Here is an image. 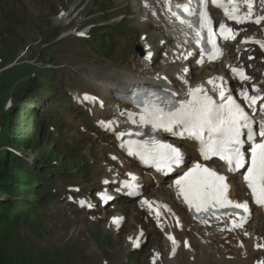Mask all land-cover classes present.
Instances as JSON below:
<instances>
[{"label":"snow or ice","instance_id":"obj_1","mask_svg":"<svg viewBox=\"0 0 264 264\" xmlns=\"http://www.w3.org/2000/svg\"><path fill=\"white\" fill-rule=\"evenodd\" d=\"M211 2L222 8L228 20L236 23L252 20V0H242L248 7V12L245 14L239 13L237 0H211ZM207 3L208 0H187L186 4L175 5L174 10L172 0H165L167 11L171 16L181 25L194 31L198 45L202 42L210 45L211 50L207 51L208 57L216 59L223 52L217 44V31L214 30L213 22L207 12ZM145 6L149 5L146 3ZM262 20L264 17L256 18L253 22L259 24ZM218 31L219 36L224 40L235 39L236 33L224 23L219 25ZM243 42L260 43L248 40ZM260 46L264 48V43H260ZM205 51L201 49L202 54ZM184 58L187 59V56ZM197 63H203V59ZM183 71L187 73L188 69L185 68ZM231 71L241 81L250 79L242 68H232ZM207 83L212 85L210 90L203 85L190 86L186 97L181 99L176 98V93L161 95L160 92L150 89H133L129 95L140 111L127 112V118L133 124L151 126L153 130H163L196 141L200 156L204 160L219 158L226 164L229 173L243 169V180L251 192L253 202L258 206H264V119L255 121L234 98L231 90L224 86L222 77L218 78V81L210 78ZM253 92L256 94L249 95L247 88L240 91V96L249 108H254L258 101L264 100V95L255 85ZM83 100L96 103L98 97L85 93ZM260 111L264 112V104L260 105ZM121 114L125 115V113ZM113 123L100 121L101 126L108 129L112 128ZM124 135L126 134L120 133L119 137L123 138ZM127 135L132 134L127 133ZM121 147L129 156L136 157L142 164L164 174L174 171L184 163V153L179 147L155 138L129 139L123 141ZM128 175L131 179L124 181L123 187L130 190L129 195H138L136 191L138 186L135 184L137 178L131 173ZM227 181L226 175L197 162L175 181V186L178 189V196L183 199L188 209L197 214V218L204 223H207L206 218L209 215L217 219L221 216L238 217V220H232L231 228H228L231 231L243 227L250 214V208L248 201L238 202L230 198ZM104 183L107 184L108 181L105 180ZM108 198L106 194H101L102 200L106 201ZM80 203L83 205L85 201ZM142 204L147 205L150 211H155L158 224L160 210L170 211L166 205L148 200L142 201ZM119 220L120 218L114 217L113 223H119ZM167 238L171 241L172 253L175 254L178 241L171 234ZM133 246H140L139 238L133 241ZM184 246H189L186 241ZM257 247L262 246L257 245Z\"/></svg>","mask_w":264,"mask_h":264},{"label":"rangeland","instance_id":"obj_2","mask_svg":"<svg viewBox=\"0 0 264 264\" xmlns=\"http://www.w3.org/2000/svg\"><path fill=\"white\" fill-rule=\"evenodd\" d=\"M104 1L107 3L105 6L99 5V0H0V184L4 185L8 182L5 188L15 187L16 195L24 192L19 190L15 182L20 181V176L31 178L32 169L36 166V168L41 164H52L56 168L78 166L76 160L68 158L71 153L67 147L63 146L65 151H62L63 147H56L44 140L38 119L32 121L27 116V112L37 106L36 101L29 99L30 95L35 93V83L42 74L41 66L45 67L43 63L58 65L60 68L67 67L61 68L60 72L73 73V68L80 67L85 72L86 64L83 61L86 59L82 53L86 49L80 45V42L70 40L67 45L63 43L62 50H59V44L52 48H47V45L62 37V32L67 31L65 28L68 22H71L70 28L73 30H87L90 25L100 23L107 17L114 21L123 18L122 24L126 31L133 30V36H137L136 43L139 33L145 32L136 24L133 28L132 23L124 18V14H129L126 0ZM106 6H111L114 12L103 16L101 11ZM61 10L69 13L74 19L73 22L62 17ZM124 38H127V34L118 35L111 40L116 42ZM121 47L117 46L114 51H118ZM111 65L112 63L109 62L107 70H110ZM54 71L56 74L59 73L57 68ZM69 78L68 75L64 76L65 80ZM62 79L60 81H63ZM29 139L33 140L34 150L29 149L27 147L29 145H25ZM14 158L21 163L17 168L20 170V176L16 175L14 168L9 167V160ZM35 193L36 198H42L38 190ZM24 196H27L23 197L25 199L34 198L29 195ZM10 200H12L10 197L0 193V202L2 201L0 208L6 209V206L12 202ZM56 220L51 218L42 222L41 228L20 221L5 245L8 262L10 264H138L123 250L124 238L110 239L96 228L85 227L89 233L81 231V239L78 242L60 251L52 249L46 243L47 230L65 227V232L69 234L74 232L72 227H79L58 218ZM57 238L58 236L51 240L55 242ZM230 264L235 263L230 262Z\"/></svg>","mask_w":264,"mask_h":264},{"label":"bare ground","instance_id":"obj_3","mask_svg":"<svg viewBox=\"0 0 264 264\" xmlns=\"http://www.w3.org/2000/svg\"><path fill=\"white\" fill-rule=\"evenodd\" d=\"M137 82H139V80H136L135 78L133 80L129 81L128 84L129 83L130 84H129L128 89L130 88L129 90H131L133 87H130V86H132L133 84H135ZM128 84H127V82L123 81L121 78H118V80L116 81L115 85L114 84L111 85V88H114V89L117 88L118 90H122ZM112 102L113 101H111V103ZM17 175H19V174H17ZM3 177L5 178V175L4 174H3ZM20 177H21V179L24 178L23 176H20ZM7 185H8V182L5 183L4 185L0 184V187H1L0 188V193L2 195L4 194V193H2V192H4L3 190L7 189V188H5ZM159 194L162 195L161 192H159ZM11 204H9V205H11ZM7 209H8V212L7 213H9V216H11V214H12V220L13 221H18V219L16 217L19 216V213H15V211L18 208L17 207H13V208L8 207ZM53 220L54 221H57L56 219H53ZM72 229H74V232L69 233V234H67L65 232V227L64 228H61V229L51 228L50 230H47V232H46L45 235L48 236V240L46 241V243H48V245L52 249L57 250V251H60L62 248L68 247V246H70V245L78 242L81 239V235H80V232L81 231H86V232L89 233V231L86 230L83 226H81V227H75V228L72 227ZM187 229H189L190 232H198V233H201V231L198 228V226H196L194 224H189L185 228V230L181 231L178 234V238L180 240L192 239L193 238L192 233L190 235L188 233H186V230ZM76 232H78V233H76ZM138 232H139V230L137 229L136 232H134V233H132V234L129 235L128 239L130 237H133V236H135L133 238V240H136L137 238L143 239L142 237H139ZM57 236H58L59 239L57 238V240L55 242L51 240V239H53V237H57ZM11 237H12V234H9L8 238H11ZM219 237H220L219 235H215L214 234L213 236L209 237L208 240H212L213 242H215V245H217L218 243H220ZM38 240L40 242V239H38ZM196 244H197L198 248L203 251V254H207L206 253V250L204 249V247L200 243H196ZM245 244H246V249L248 251V255L249 256H248V258L246 260L237 259L236 264H250V262L252 260V257L255 254L253 252L252 242L249 241V242H246ZM257 244H259V243H257ZM5 245H4L3 250H4L5 254L7 255V252L5 251ZM131 246H132L131 242H129V240H127L126 241V249H125V252H126L127 255H129V253L132 250V247ZM191 250H192V252L191 253H188V254L186 252H184V255L187 257V259H189V261H191L193 259L194 255L196 253V249L195 248L191 247ZM234 250L237 251L236 248H234ZM158 252H159V249L158 248H155V253L157 254ZM210 258H211V255H208V259H207V262L208 263H210L209 261H211ZM6 262H7V264H10L8 261H6ZM207 262L206 261H202V259H196L195 264H208ZM161 263L162 264H182L179 258L174 259V260H168V256L167 255L166 256H161ZM215 263L216 264H226L223 261L215 262ZM227 264H230V263H227ZM251 264H252V262H251Z\"/></svg>","mask_w":264,"mask_h":264},{"label":"trees","instance_id":"obj_4","mask_svg":"<svg viewBox=\"0 0 264 264\" xmlns=\"http://www.w3.org/2000/svg\"><path fill=\"white\" fill-rule=\"evenodd\" d=\"M11 166L17 168L18 162L15 160H11ZM10 197H14L11 190H8ZM5 211H0V264H7V255L5 254L3 248L5 242L8 240L9 234H11L12 226L10 223V219L8 218V214H4Z\"/></svg>","mask_w":264,"mask_h":264}]
</instances>
